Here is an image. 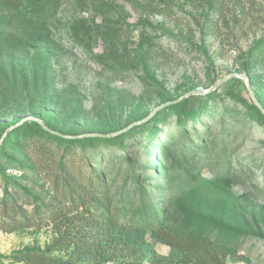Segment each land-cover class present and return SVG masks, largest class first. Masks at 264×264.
Returning a JSON list of instances; mask_svg holds the SVG:
<instances>
[{"label": "rangeland", "instance_id": "obj_1", "mask_svg": "<svg viewBox=\"0 0 264 264\" xmlns=\"http://www.w3.org/2000/svg\"><path fill=\"white\" fill-rule=\"evenodd\" d=\"M146 1L0 0V264H164L167 246L132 236L193 215L236 233L205 228L224 264H264V0ZM44 111L104 140L58 147L28 122ZM67 231L90 246L54 250Z\"/></svg>", "mask_w": 264, "mask_h": 264}, {"label": "trees", "instance_id": "obj_2", "mask_svg": "<svg viewBox=\"0 0 264 264\" xmlns=\"http://www.w3.org/2000/svg\"><path fill=\"white\" fill-rule=\"evenodd\" d=\"M93 2H98L104 4V0H92ZM138 0H131L135 7L142 8L143 10L152 9L153 6L151 2L142 0L140 3L137 2ZM182 3L185 4H194L198 7L206 6L210 10L214 9L218 0H180ZM168 2L165 0H159V4L167 5ZM106 6V5H105ZM156 7V5H154ZM208 16L204 14V17ZM206 18V17H205ZM204 24H206V19H204ZM110 35V33H109ZM257 113L260 117L264 119L263 114L261 113L260 109L254 106ZM172 110V109H171ZM45 111L41 114L34 115L32 118L36 119L37 121L41 122L42 125L47 129H43L42 125H40L37 121H28L32 126H35L43 135L44 137L48 138L50 142L56 144L58 147L64 148H73L83 146L86 142H92L95 140H104L101 138L95 137H85L82 139H71L65 138L66 136L62 131L50 126L48 122L42 120V115H44ZM22 121V119L17 118L10 124L6 126V128H10L16 125L18 122ZM19 128V127H18ZM18 128L14 130H18ZM50 131L56 133H51ZM62 135V136H60ZM10 136V134H9ZM125 134H121L118 136H114L110 139H105L106 141H120L124 140L126 137ZM125 137V138H124ZM153 144H150V146ZM118 150L123 152L126 150L125 146L119 144ZM89 166V165H88ZM91 166V165H90ZM94 199V197H93ZM155 214V210L153 211ZM49 220L54 224V227L58 228V232L60 233V225L70 221L67 216L61 214L58 211H54L53 213L49 214ZM93 217V216H90ZM15 217L11 218V223L8 224L9 229H6V232H13L16 228L21 227L24 225L26 221L18 222L15 220ZM145 219V218H144ZM145 225L149 226H142L139 227L144 232L138 231L132 237L139 238V241L143 239V237L148 233V237L156 243H160L165 245L169 248L168 258L165 259L164 264H224L222 260L223 251L219 249L213 248L210 243H208L204 239V231L206 227H212L217 229L220 236L222 235H236L230 228L226 225L216 221L213 218H207L200 215H193L189 218H186L180 229L178 230H169L166 229L163 223L156 222L152 224L150 221L143 220ZM133 234V233H132ZM71 232H65L63 239L54 246V250L56 251H65L70 246L73 248L74 251H80L82 247H89L90 243L86 241L84 238L80 239H73L71 238ZM15 260L22 264H61L56 261H51L48 259L44 254H35V253H19L15 256Z\"/></svg>", "mask_w": 264, "mask_h": 264}, {"label": "water", "instance_id": "obj_3", "mask_svg": "<svg viewBox=\"0 0 264 264\" xmlns=\"http://www.w3.org/2000/svg\"><path fill=\"white\" fill-rule=\"evenodd\" d=\"M225 81V78L224 79H222V80H220V82L218 83V84H216L215 86H213L212 88H210L206 93H209V92H211V91H213V90H215V89H217V88H219L220 87V85L221 84H223V82ZM199 94H201L198 90H196V91H194V92H190V93H188V94H186V95H184L181 99H183V98H185V97H187V96H191V95H199ZM205 94V93H204ZM180 99V100H181ZM254 101V100H253ZM255 102V101H254ZM256 104V103H255ZM258 107V106H257ZM259 108V107H258ZM260 109V108H259ZM261 111V110H260ZM262 112V111H261ZM31 120H33V121H37L36 119H33V118H30ZM40 125H42V123L41 122H39V121H37ZM42 127H43V129H46L43 125H42ZM47 130V129H46ZM51 133H54V132H52V131H50ZM54 134H56V133H54ZM60 136H62V135H60ZM94 136H100V135H94ZM112 135H108V136H102V137H111ZM63 137H65V138H68V137H66V136H63Z\"/></svg>", "mask_w": 264, "mask_h": 264}]
</instances>
